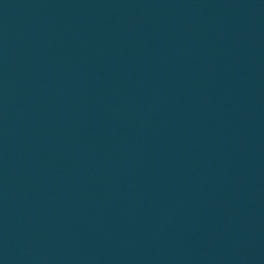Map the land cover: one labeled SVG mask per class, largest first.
<instances>
[{"label":"water","instance_id":"95a60500","mask_svg":"<svg viewBox=\"0 0 264 264\" xmlns=\"http://www.w3.org/2000/svg\"><path fill=\"white\" fill-rule=\"evenodd\" d=\"M0 264H264V0H0Z\"/></svg>","mask_w":264,"mask_h":264}]
</instances>
